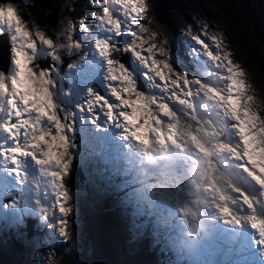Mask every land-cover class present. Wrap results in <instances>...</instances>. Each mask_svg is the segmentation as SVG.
Wrapping results in <instances>:
<instances>
[{
  "label": "rangeland",
  "instance_id": "obj_1",
  "mask_svg": "<svg viewBox=\"0 0 264 264\" xmlns=\"http://www.w3.org/2000/svg\"><path fill=\"white\" fill-rule=\"evenodd\" d=\"M153 1L147 0L148 19L141 22L167 39L168 44L157 41L159 50L167 54L169 47L174 66L189 74L200 75L186 54L189 26L193 34L207 25L210 32L223 35L225 10L232 15L238 30L250 32V23L242 17L247 10L238 0H167L171 6L166 11L167 24L156 20L160 6ZM25 2L28 8L24 18L47 25L49 35L65 17L76 20L88 16L91 20L90 13L98 10L88 0H81L77 8L73 4L67 6L69 11L75 10L74 16L63 11L64 7L59 8L64 16H59L62 19L57 26H50L48 17L32 10L29 17L31 0H19L22 7ZM245 3L257 33L264 39V0ZM92 27L95 30V25ZM1 48L5 55H0V69L6 71L10 64L7 36H0ZM120 58L129 64L128 55ZM41 61L43 65L49 63ZM200 79L203 83L199 87L180 90L178 99H169L172 115L165 116L155 109L157 119L152 121L154 130L147 134L146 144L116 139L114 133L119 130L110 129L96 133L101 140H94L88 149L81 145L77 132L76 143L80 147L75 153L73 189L68 188V177L64 181L72 196L69 204L74 206L68 233L62 238L54 237L57 242L52 255L51 230L41 226L34 231L31 225L35 221H29V244L17 253L12 245L17 243L12 230L0 221V264H264V248L256 243L260 236L249 219H264V203L259 200L261 195L264 201V185L252 175L264 178L254 166L264 164V160L248 158L250 154H260L256 140L258 135L264 136V123L251 130L250 135L242 136L231 115L208 91L223 81L216 76ZM247 79L258 105L254 111L264 121V86L253 84L248 75ZM138 81L139 87L147 91L144 81L139 77ZM245 140L253 143L249 146ZM115 185H123L131 206L121 203L122 194ZM257 186L262 187V193H256ZM104 206H108L107 211ZM223 208H228L242 223H225L228 217L222 215ZM109 211L113 226L106 229L99 217ZM133 211L139 215L134 217ZM133 221L142 225L138 232L133 229Z\"/></svg>",
  "mask_w": 264,
  "mask_h": 264
},
{
  "label": "snow or ice",
  "instance_id": "obj_2",
  "mask_svg": "<svg viewBox=\"0 0 264 264\" xmlns=\"http://www.w3.org/2000/svg\"><path fill=\"white\" fill-rule=\"evenodd\" d=\"M88 4L98 6L90 13L91 20L65 17L49 35L47 25L24 18L26 2L22 7L15 0H0V36H7L10 46L9 67L0 69V221L25 246L29 221H35L34 231L47 226L53 233L52 255L54 237L68 233L74 210L64 181L80 147L77 132L88 149L94 140H101L96 133L110 129L119 130L116 139L146 144L157 119L155 109L172 115L169 99H178L180 90L199 87L200 77L207 76L223 81L208 91L231 115L242 136L264 123L254 111L258 105L247 75L233 60L222 34L210 32L207 25L193 34L188 27L186 54L200 75L189 74L174 66L169 47L167 54L159 50L157 41L168 44L167 39L141 22L148 19L147 0H88ZM27 15L32 17L30 11ZM125 54L129 64L120 58ZM41 60L49 63L43 65ZM138 77L147 91L139 87ZM256 146L260 154H250V161L264 160V136H257ZM254 166L264 176V164ZM252 175L264 185V178ZM115 187L122 194L121 203L131 206L123 185ZM220 211L228 217L225 223L240 224L228 208ZM249 219L260 236L256 243L264 248V219ZM132 226L137 232L142 227L135 221Z\"/></svg>",
  "mask_w": 264,
  "mask_h": 264
},
{
  "label": "trees",
  "instance_id": "obj_3",
  "mask_svg": "<svg viewBox=\"0 0 264 264\" xmlns=\"http://www.w3.org/2000/svg\"><path fill=\"white\" fill-rule=\"evenodd\" d=\"M80 1L81 0H31L29 11L32 10V12L38 16H43L45 18L48 17L51 20L50 26H57L58 20L62 19V17L59 18V16H64V13L59 11V8L64 7L63 11L68 13L70 12L69 15L72 14V16H74L75 10L72 8L73 11H69L67 6H72L73 4L77 8L82 3ZM238 1L241 3L243 8L247 10L242 13V17L248 24L250 23V32L245 33L244 31L238 30L236 28L237 24L232 18V15L224 10L222 12V19L224 21V29L222 33L224 35V40L229 50L232 52L233 60L243 65L247 71L250 81L255 85L258 84L264 86V39L263 37L261 39V34L257 33L256 27L252 22V16L245 3L247 0ZM15 2L19 3V0H15ZM153 2L156 3V0ZM50 7L54 10H51ZM66 63L67 61H65V64ZM76 167L77 166L73 161L71 174L67 178L69 181L67 185L70 189H73V183L71 180L75 176L74 171H76ZM104 207V209L107 211L108 206ZM0 260H2L1 252Z\"/></svg>",
  "mask_w": 264,
  "mask_h": 264
},
{
  "label": "water",
  "instance_id": "obj_4",
  "mask_svg": "<svg viewBox=\"0 0 264 264\" xmlns=\"http://www.w3.org/2000/svg\"><path fill=\"white\" fill-rule=\"evenodd\" d=\"M155 5L158 7L160 6L159 10L156 12L157 14L156 20L157 21L159 20L162 24H167L169 16L166 15V11L171 9V6L169 5L168 1L167 0H156ZM155 5L153 9L156 7ZM125 56L127 55L125 54ZM45 62L46 61H44V63ZM41 64H43L42 61H41ZM111 216H112V213L110 211L105 212L104 214L102 213L101 215L100 222L102 223L103 227H105L106 229H109L111 226H113V223L111 221ZM11 240H13V238ZM12 245L17 253H21L23 251V248H24L23 244L17 242V243H12ZM23 257L24 255L22 254L20 258L22 259Z\"/></svg>",
  "mask_w": 264,
  "mask_h": 264
},
{
  "label": "flooded vegetation",
  "instance_id": "obj_5",
  "mask_svg": "<svg viewBox=\"0 0 264 264\" xmlns=\"http://www.w3.org/2000/svg\"><path fill=\"white\" fill-rule=\"evenodd\" d=\"M257 191H256V193L258 192V191H260L261 193H262V187L261 186H257ZM258 195L259 194H256V196H257V198H258ZM261 198L259 199L260 201H261V203H264V201H263V197L261 196V195H259ZM243 199V198H242ZM249 202H252L253 203V201H249ZM247 203V202H246ZM241 204V207H247V206H245L243 203H240ZM254 205V204H253ZM236 207V206H235ZM237 207H240L239 206V204H237ZM255 207V206H254Z\"/></svg>",
  "mask_w": 264,
  "mask_h": 264
},
{
  "label": "bare ground",
  "instance_id": "obj_6",
  "mask_svg": "<svg viewBox=\"0 0 264 264\" xmlns=\"http://www.w3.org/2000/svg\"><path fill=\"white\" fill-rule=\"evenodd\" d=\"M171 11H173V10H171ZM1 54H2L3 56L5 55L4 49H2V48L0 49V55H1ZM3 56H2V57H3ZM0 65H1V59H0ZM240 221H241V220H240ZM240 223H242V221H241ZM238 235H239V234H238Z\"/></svg>",
  "mask_w": 264,
  "mask_h": 264
}]
</instances>
